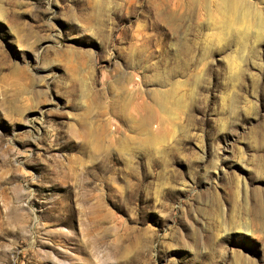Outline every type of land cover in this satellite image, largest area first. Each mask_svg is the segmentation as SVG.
I'll return each mask as SVG.
<instances>
[{"label":"rangeland","instance_id":"374dc122","mask_svg":"<svg viewBox=\"0 0 264 264\" xmlns=\"http://www.w3.org/2000/svg\"><path fill=\"white\" fill-rule=\"evenodd\" d=\"M237 2L247 33L218 0H0V264H264V0Z\"/></svg>","mask_w":264,"mask_h":264},{"label":"bare ground","instance_id":"6f19581e","mask_svg":"<svg viewBox=\"0 0 264 264\" xmlns=\"http://www.w3.org/2000/svg\"><path fill=\"white\" fill-rule=\"evenodd\" d=\"M218 2H219L218 5H220L222 7V10H220V12H221L222 18L224 19L223 25L225 26L226 29L230 26V28L232 30L233 25H235L237 23L239 24V22H241L242 24H245V26L247 28L246 30L241 29V31L242 32L244 31V33H247V31H250V26L253 24H251L250 19H248L246 12L243 13L244 15L241 18H239V17L236 18L235 15L232 16V14L235 13L237 8L239 7V2H237V0H218ZM233 17H234V19H233ZM263 26L264 25H263L262 21H257V24L254 25V27L257 28V31L254 33L255 36H257V37L261 36V31L263 29ZM241 31H240V33H241ZM241 35H242V33H241Z\"/></svg>","mask_w":264,"mask_h":264}]
</instances>
